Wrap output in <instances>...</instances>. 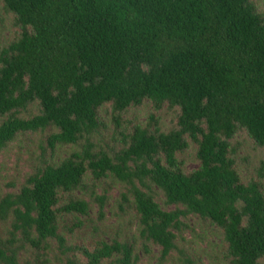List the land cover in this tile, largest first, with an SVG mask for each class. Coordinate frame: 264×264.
Returning <instances> with one entry per match:
<instances>
[{"label": "trees", "instance_id": "trees-1", "mask_svg": "<svg viewBox=\"0 0 264 264\" xmlns=\"http://www.w3.org/2000/svg\"><path fill=\"white\" fill-rule=\"evenodd\" d=\"M21 28L0 49V151L20 134L46 133L40 164L18 191L0 194V264H20L19 234L39 246L56 238L59 217L73 233L91 204L75 192L114 177L132 199L140 237L177 249L182 218L209 219L223 229L235 264L264 258V159L258 179L244 183L231 140L246 131L264 150V12L254 0H3ZM150 100L156 109H178L177 125L165 132L159 119L137 125L124 146L97 148L100 108L116 117ZM38 112L30 113L31 106ZM80 140H83L79 143ZM197 145L200 165L184 168L180 153ZM79 144L58 163L47 159L58 145ZM91 197L101 210L106 195ZM63 193H69L65 203ZM174 209H164L159 194ZM122 203L120 204L123 207ZM135 246L102 243L85 250L91 264L118 253V264H136ZM184 264H197L184 255Z\"/></svg>", "mask_w": 264, "mask_h": 264}, {"label": "rangeland", "instance_id": "rangeland-1", "mask_svg": "<svg viewBox=\"0 0 264 264\" xmlns=\"http://www.w3.org/2000/svg\"><path fill=\"white\" fill-rule=\"evenodd\" d=\"M260 10L264 12V0H254ZM21 28L16 24L15 15L5 8L0 0V49L13 42L20 34ZM178 109H171L164 105L156 109L154 104L145 99L141 105L131 106L116 117L110 104L100 108L103 125L99 132L93 134L92 140L97 148H115L124 146L135 126L148 125L150 116L159 119V126L167 132L177 125ZM38 112V106H31L30 113ZM46 133L29 132L20 134L14 141L0 151V194L18 191L26 176L33 172L40 164L41 144ZM83 140H80L81 143ZM231 151L236 158V166L244 183L258 179V168L264 159V150L257 146L246 131H239L231 140ZM197 145L191 142L188 150L178 155L184 162L187 171H193L200 165L197 157ZM79 144L58 145L55 152L47 151L50 162L58 163L71 152L79 150ZM264 183V179L262 180ZM84 183L75 194L79 198L88 200L91 208L88 215L76 213L83 221L81 228L74 227L73 233L68 231L73 223L66 226L65 214L60 215L59 233L66 239V247H62L56 238H48L47 242L36 246L26 242L18 234L14 245L18 249L20 264H91L85 250L90 252L102 247V243L114 241L128 242L135 246L136 264H184V255L192 257L197 264H235L229 256L228 245L221 227L209 219H203L195 214L182 218V230L177 233V249L166 258L161 257V247L140 237L139 216L130 203H122L121 194L126 191L125 184L110 176L101 181H95L90 173L86 174ZM94 185L96 195H106V202L101 210L99 202L91 197L90 190ZM69 193H63L65 203ZM157 201L162 208L170 210L175 205H168L165 197L160 193ZM123 207H121V204ZM64 217V218H62ZM10 223H0V230L5 239L9 234ZM118 253L111 258L103 259L100 264H118ZM259 264H264V258Z\"/></svg>", "mask_w": 264, "mask_h": 264}]
</instances>
